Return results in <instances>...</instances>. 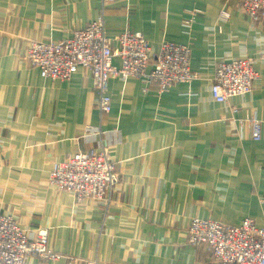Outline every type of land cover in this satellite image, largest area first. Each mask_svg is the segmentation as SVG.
<instances>
[{"label":"crops","instance_id":"crops-1","mask_svg":"<svg viewBox=\"0 0 264 264\" xmlns=\"http://www.w3.org/2000/svg\"><path fill=\"white\" fill-rule=\"evenodd\" d=\"M101 15L111 38L140 32L157 51L188 44L197 78L163 93L112 78L103 123L88 70L52 81L25 59L31 41L69 39ZM232 58L253 59L259 76L249 94L218 103L215 68ZM102 146L119 174L109 207L48 185L53 161ZM263 199L264 18L251 21L238 0H0V212L26 232L47 229L62 256L27 264H217L206 245L189 244L190 221L264 226Z\"/></svg>","mask_w":264,"mask_h":264},{"label":"built area","instance_id":"built-area-1","mask_svg":"<svg viewBox=\"0 0 264 264\" xmlns=\"http://www.w3.org/2000/svg\"><path fill=\"white\" fill-rule=\"evenodd\" d=\"M238 1L251 21L264 18V0ZM198 13L194 10L184 26L191 28ZM220 16L227 19L229 13L221 12ZM115 58L120 59V65L114 63ZM25 59L40 70L43 78L52 81H69L79 68L88 70L103 123L112 109L109 93L112 78L137 77L145 83V91L155 85L158 93L197 78L190 67L188 44L164 42L157 51L140 32L125 31L111 38L107 35L103 15L76 30L69 39L31 41ZM258 76L253 59L222 60L215 68L211 96L218 103H227L233 97L249 94ZM249 124L252 139L259 141L262 121L252 116ZM48 183L59 192H68L77 201L90 199L97 205L109 207L119 184L117 163L107 146L78 151L63 160L53 161ZM187 233L189 244L206 245L217 264H264V226H259L252 218L240 225H231L195 217ZM31 257L56 261L62 256L49 246L47 229L26 232L12 214L0 212V264H27Z\"/></svg>","mask_w":264,"mask_h":264},{"label":"rangeland","instance_id":"rangeland-1","mask_svg":"<svg viewBox=\"0 0 264 264\" xmlns=\"http://www.w3.org/2000/svg\"><path fill=\"white\" fill-rule=\"evenodd\" d=\"M48 185H49V183H48ZM57 192H59L58 190H56ZM10 214V213H9ZM18 221V220H17ZM19 222V221H18ZM191 222V221H190ZM20 224V223H19ZM190 224V223H189ZM189 226V225H188Z\"/></svg>","mask_w":264,"mask_h":264}]
</instances>
